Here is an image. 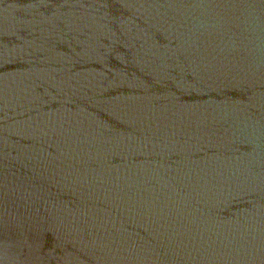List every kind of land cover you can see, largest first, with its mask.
Listing matches in <instances>:
<instances>
[{
  "label": "water",
  "instance_id": "1",
  "mask_svg": "<svg viewBox=\"0 0 264 264\" xmlns=\"http://www.w3.org/2000/svg\"><path fill=\"white\" fill-rule=\"evenodd\" d=\"M0 264H264V0H0Z\"/></svg>",
  "mask_w": 264,
  "mask_h": 264
}]
</instances>
